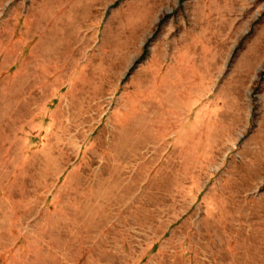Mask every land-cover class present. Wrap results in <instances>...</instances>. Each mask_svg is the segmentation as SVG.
I'll use <instances>...</instances> for the list:
<instances>
[{"label":"rangeland","instance_id":"obj_1","mask_svg":"<svg viewBox=\"0 0 264 264\" xmlns=\"http://www.w3.org/2000/svg\"><path fill=\"white\" fill-rule=\"evenodd\" d=\"M0 264H264V0H0Z\"/></svg>","mask_w":264,"mask_h":264},{"label":"bare ground","instance_id":"obj_2","mask_svg":"<svg viewBox=\"0 0 264 264\" xmlns=\"http://www.w3.org/2000/svg\"><path fill=\"white\" fill-rule=\"evenodd\" d=\"M205 236V235H204ZM208 243V242H207ZM210 243V242H209ZM217 245V244H216ZM215 247V246H214Z\"/></svg>","mask_w":264,"mask_h":264}]
</instances>
